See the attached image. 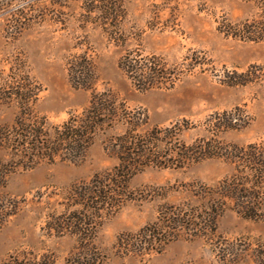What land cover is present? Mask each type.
<instances>
[{
	"label": "rangeland",
	"instance_id": "374dc122",
	"mask_svg": "<svg viewBox=\"0 0 264 264\" xmlns=\"http://www.w3.org/2000/svg\"><path fill=\"white\" fill-rule=\"evenodd\" d=\"M84 0H0V68L21 57L30 77L41 91L34 110L58 124L69 113H80L89 92L71 87L66 59L87 53L98 74L96 90L110 89L129 108L146 111L149 123L167 126L187 120L180 138L191 144L208 139L210 114L240 107L249 118L242 129L218 133L222 143L246 145L264 140V42H241L217 30L223 18L237 22L260 12L251 0H122L124 16L117 44L92 24L83 25ZM159 55L169 65L188 60L195 66L169 90L138 91L118 68L126 51ZM259 79L228 86L223 81L232 71L250 66ZM17 109L0 108V126L13 124ZM111 131L112 134L119 132ZM103 135L95 137L81 162L40 163L17 171L0 188V260L17 251L48 253L52 264H65L76 247L74 236L46 235L43 214L55 206L71 185L87 181L96 172L111 168L116 158L104 150ZM233 165L213 157L180 169H147L134 176L131 187L153 196L130 202L108 218L98 230L94 244L105 255L103 264H253L252 249L264 247V218L249 219L225 210L217 221L218 239L246 251L244 261H224L215 241L179 239L151 257L118 253L120 233L135 232L154 220L162 205L179 204L192 197L190 183L211 185L230 175ZM4 206L15 214L4 219Z\"/></svg>",
	"mask_w": 264,
	"mask_h": 264
},
{
	"label": "trees",
	"instance_id": "16d2710c",
	"mask_svg": "<svg viewBox=\"0 0 264 264\" xmlns=\"http://www.w3.org/2000/svg\"><path fill=\"white\" fill-rule=\"evenodd\" d=\"M251 1L256 2L258 14L237 22L223 18L217 21V30L241 42H264V0ZM82 9L84 26L92 24L117 44L121 41L125 12L122 0H84ZM6 64L7 71L0 68V108L14 106L17 112L10 127L0 126V188L12 173L30 170L43 162H81L100 134L105 137L104 150L116 158L111 168L66 189L55 201L62 209L52 206L43 214L41 229L46 235H70L76 239V247L65 264L104 263L105 255L94 244L103 223L128 203L153 196L131 187L134 176L147 169H180L213 157L231 163L232 173L211 185L188 184L190 201L160 206L154 220L135 232L120 233L115 249L144 258L161 253L179 239L213 241L217 237L215 249L222 260L246 259V251L218 239L217 233L218 218L227 209L249 219L264 218V140L237 145L218 139V133L239 130L249 123L240 107L210 114V137L187 144L180 138L188 128L187 120L167 126L150 124L145 110L129 109L110 89L96 90L98 74L93 59L80 53L68 56L65 64L71 87L88 91V102L80 113H69L55 124L34 110L41 89L28 74L24 60L16 56ZM117 66L138 91L169 90L195 62L186 57L183 62L169 65L159 55L133 50L122 54ZM254 67L232 71L223 82L235 86L256 81L259 76L252 71ZM118 127L121 130L112 134ZM4 208L3 220L15 214L14 207ZM251 254L253 264H264V247L253 248ZM52 263L50 254L32 250L17 251L0 260V264Z\"/></svg>",
	"mask_w": 264,
	"mask_h": 264
}]
</instances>
